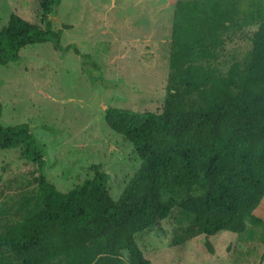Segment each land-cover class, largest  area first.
<instances>
[{
    "label": "trees",
    "instance_id": "16d2710c",
    "mask_svg": "<svg viewBox=\"0 0 264 264\" xmlns=\"http://www.w3.org/2000/svg\"><path fill=\"white\" fill-rule=\"evenodd\" d=\"M60 0H40L39 24L10 15L0 29V66L17 63L26 46L51 43L73 50L93 81L98 66L71 45L49 15ZM240 11L228 0H177L168 56L167 95L160 112L109 108L104 123L128 141L139 169L113 201L107 174L61 193L44 176L43 149L29 126L0 124V151L20 149L34 170V191L20 196L16 218L0 232V264H151L135 236L184 216L185 241L219 232L244 234L261 220L264 199V21L244 65L221 74L216 62L224 35ZM0 103V117L2 114ZM205 247L213 253L210 243Z\"/></svg>",
    "mask_w": 264,
    "mask_h": 264
},
{
    "label": "rangeland",
    "instance_id": "374dc122",
    "mask_svg": "<svg viewBox=\"0 0 264 264\" xmlns=\"http://www.w3.org/2000/svg\"><path fill=\"white\" fill-rule=\"evenodd\" d=\"M177 0H60L49 20L61 30L60 47L74 45L99 68L91 81L73 50L55 51L51 43L22 48L17 63L0 66L2 126L26 124L43 149L44 176L67 193L107 174L116 201L139 169L132 145L104 123L109 108L160 112L167 95L168 56ZM40 0H0V29L17 15L39 24ZM240 11L236 27L224 35L217 67L245 64L251 40L264 21V0H228ZM20 149L0 151V232L15 218L20 196L34 191L33 165ZM261 220L241 235L219 232L185 241L178 209L135 236L151 264H264V199L255 211ZM210 243L209 253L205 243Z\"/></svg>",
    "mask_w": 264,
    "mask_h": 264
}]
</instances>
